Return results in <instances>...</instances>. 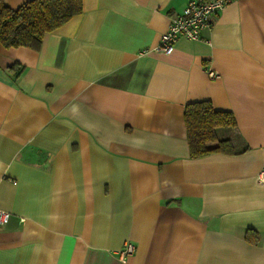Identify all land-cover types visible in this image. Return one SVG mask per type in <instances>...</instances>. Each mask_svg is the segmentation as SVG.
<instances>
[{
    "label": "crops",
    "instance_id": "obj_1",
    "mask_svg": "<svg viewBox=\"0 0 264 264\" xmlns=\"http://www.w3.org/2000/svg\"><path fill=\"white\" fill-rule=\"evenodd\" d=\"M189 1L81 0L38 50L0 44V264H264V0L159 51ZM201 101L244 152L189 157Z\"/></svg>",
    "mask_w": 264,
    "mask_h": 264
},
{
    "label": "trees",
    "instance_id": "obj_2",
    "mask_svg": "<svg viewBox=\"0 0 264 264\" xmlns=\"http://www.w3.org/2000/svg\"><path fill=\"white\" fill-rule=\"evenodd\" d=\"M81 3V0H28L11 9L0 0V44L5 48L38 50L45 33L81 13ZM183 119L191 159L213 153L237 155L247 149L237 148L231 137L219 135L222 129L234 130L235 119L230 112L214 110L208 101L186 104Z\"/></svg>",
    "mask_w": 264,
    "mask_h": 264
},
{
    "label": "built area",
    "instance_id": "obj_3",
    "mask_svg": "<svg viewBox=\"0 0 264 264\" xmlns=\"http://www.w3.org/2000/svg\"><path fill=\"white\" fill-rule=\"evenodd\" d=\"M233 0H190L183 8L182 13L171 19L167 31L163 34L159 51L169 52L172 44L178 38L196 40L202 30L210 25L211 18L221 12ZM210 77L217 74L209 71ZM259 179L264 181V167L259 173ZM10 218V214L0 210V226L5 225ZM134 245L126 242L118 252V257L124 259L134 252Z\"/></svg>",
    "mask_w": 264,
    "mask_h": 264
},
{
    "label": "rangeland",
    "instance_id": "obj_4",
    "mask_svg": "<svg viewBox=\"0 0 264 264\" xmlns=\"http://www.w3.org/2000/svg\"><path fill=\"white\" fill-rule=\"evenodd\" d=\"M224 132H225V130L222 129L221 131H219V135L224 134Z\"/></svg>",
    "mask_w": 264,
    "mask_h": 264
},
{
    "label": "bare ground",
    "instance_id": "obj_5",
    "mask_svg": "<svg viewBox=\"0 0 264 264\" xmlns=\"http://www.w3.org/2000/svg\"><path fill=\"white\" fill-rule=\"evenodd\" d=\"M163 36V35H162ZM162 36H161V38H162ZM161 38H160V41H161ZM173 45V44H172ZM159 46H160V42H159ZM159 48V47H158ZM172 48V47H171ZM162 52V51H161ZM166 53V52H165Z\"/></svg>",
    "mask_w": 264,
    "mask_h": 264
}]
</instances>
